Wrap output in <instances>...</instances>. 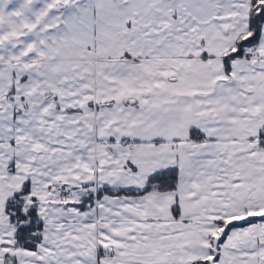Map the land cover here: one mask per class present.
<instances>
[{
    "label": "snow or ice",
    "instance_id": "snow-or-ice-1",
    "mask_svg": "<svg viewBox=\"0 0 264 264\" xmlns=\"http://www.w3.org/2000/svg\"><path fill=\"white\" fill-rule=\"evenodd\" d=\"M0 264H264V0H0Z\"/></svg>",
    "mask_w": 264,
    "mask_h": 264
}]
</instances>
